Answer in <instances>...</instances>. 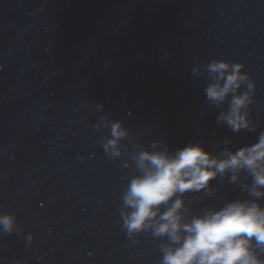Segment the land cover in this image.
<instances>
[{
    "label": "water",
    "instance_id": "1",
    "mask_svg": "<svg viewBox=\"0 0 264 264\" xmlns=\"http://www.w3.org/2000/svg\"><path fill=\"white\" fill-rule=\"evenodd\" d=\"M218 60L246 74L222 102L206 94ZM233 95L249 97L239 131L221 119ZM262 134L264 0H0V215L15 217L0 264H161L168 238L124 227L139 154ZM232 176L185 193V212L255 199Z\"/></svg>",
    "mask_w": 264,
    "mask_h": 264
},
{
    "label": "clouds",
    "instance_id": "2",
    "mask_svg": "<svg viewBox=\"0 0 264 264\" xmlns=\"http://www.w3.org/2000/svg\"><path fill=\"white\" fill-rule=\"evenodd\" d=\"M243 65L226 60L214 61L208 71L216 83L209 85V100L222 102L229 93H237L246 80ZM249 102L247 95H233L230 110L221 117L233 131L248 128L241 109ZM124 133L112 125L114 147ZM140 175L134 177L123 196L130 209L124 215L129 233L153 229L156 236L170 242L164 248L161 264H264L256 248L264 249V134L258 142L238 150L216 155L200 143H192L169 151H143L138 157ZM252 178L250 196L253 200H232L222 208L189 216L184 197L188 192L209 189L212 181L240 172ZM15 217L0 215L5 232L12 229ZM255 245V246H254Z\"/></svg>",
    "mask_w": 264,
    "mask_h": 264
}]
</instances>
